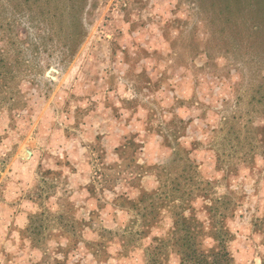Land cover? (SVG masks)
<instances>
[{"label":"rangeland","instance_id":"1","mask_svg":"<svg viewBox=\"0 0 264 264\" xmlns=\"http://www.w3.org/2000/svg\"><path fill=\"white\" fill-rule=\"evenodd\" d=\"M263 215L264 0H0V264H147L184 219L261 264Z\"/></svg>","mask_w":264,"mask_h":264},{"label":"trees","instance_id":"2","mask_svg":"<svg viewBox=\"0 0 264 264\" xmlns=\"http://www.w3.org/2000/svg\"><path fill=\"white\" fill-rule=\"evenodd\" d=\"M263 233L264 239V215L257 223ZM215 230L208 232L215 242L211 249L203 247V228L195 219H184L169 235L157 238V244L152 247L148 254L147 264H166L168 255L164 249H174L178 257L177 264H234V259L226 246L228 239L227 231L222 227L214 226ZM182 232V233H181ZM261 264H264V256Z\"/></svg>","mask_w":264,"mask_h":264}]
</instances>
